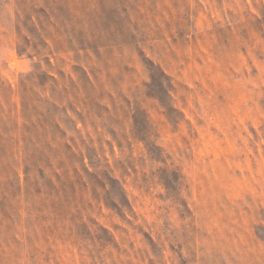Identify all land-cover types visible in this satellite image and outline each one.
Masks as SVG:
<instances>
[{
    "label": "rangeland",
    "instance_id": "374dc122",
    "mask_svg": "<svg viewBox=\"0 0 264 264\" xmlns=\"http://www.w3.org/2000/svg\"><path fill=\"white\" fill-rule=\"evenodd\" d=\"M0 264H264V0H0Z\"/></svg>",
    "mask_w": 264,
    "mask_h": 264
}]
</instances>
